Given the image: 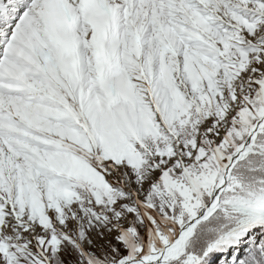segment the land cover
<instances>
[{
	"label": "snow or ice",
	"instance_id": "snow-or-ice-1",
	"mask_svg": "<svg viewBox=\"0 0 264 264\" xmlns=\"http://www.w3.org/2000/svg\"><path fill=\"white\" fill-rule=\"evenodd\" d=\"M0 264H264V0H0Z\"/></svg>",
	"mask_w": 264,
	"mask_h": 264
}]
</instances>
